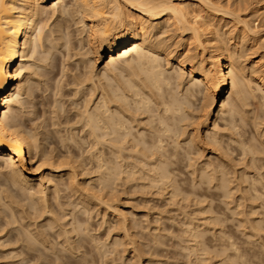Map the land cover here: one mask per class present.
<instances>
[{
    "label": "bare ground",
    "instance_id": "6f19581e",
    "mask_svg": "<svg viewBox=\"0 0 264 264\" xmlns=\"http://www.w3.org/2000/svg\"><path fill=\"white\" fill-rule=\"evenodd\" d=\"M58 73L52 127L60 143L86 146L94 173L73 158L51 163L23 124L30 82ZM27 155L30 165L51 163L46 183ZM1 164L0 214L17 212L16 224L36 213L38 238L27 243L44 264H96L87 252L66 262L44 236L59 230L60 252L76 258L82 217L98 204L113 210V200L129 210L194 208L203 224L185 219L183 252L201 264L207 233L225 224L218 205L229 211V264H264V0H0ZM53 178L76 195L62 217L48 197ZM15 190L30 192L26 208ZM124 210L104 216L122 234L109 227L112 242L96 249L133 245L142 264L139 223Z\"/></svg>",
    "mask_w": 264,
    "mask_h": 264
},
{
    "label": "rangeland",
    "instance_id": "374dc122",
    "mask_svg": "<svg viewBox=\"0 0 264 264\" xmlns=\"http://www.w3.org/2000/svg\"><path fill=\"white\" fill-rule=\"evenodd\" d=\"M105 59L100 64L101 68L105 66ZM53 80L49 81L47 78L32 80L30 84L34 89V97L26 99V105L23 110V124L27 126L28 130H32L33 134L38 135V139L41 141V147L45 154L52 159L51 163L55 162H68L69 158H73L78 161V166H82L83 169L92 170L97 166L96 161H93L87 155L86 146H75L73 144L64 145L59 142V136L55 132V128L52 127L51 120L53 118L52 111L54 107V90L56 85L61 79V73L53 76ZM42 81V82H41ZM41 82V83H39ZM67 93L63 90L62 95ZM64 101L69 102V98H64ZM47 128V129H46ZM48 134L49 139L43 140V135ZM64 134V133H63ZM34 155H36L34 153ZM35 157V156H34ZM34 164L30 165V157L27 155V162L29 163V172L35 174L37 180L46 183L51 174L48 172L51 169V163L42 162L39 156L35 157ZM90 159V160H89ZM4 165H0L3 168ZM89 172V171H87ZM91 178L95 179V184L99 186L97 179L98 174H93ZM68 179L59 181L57 178H53V181L58 185L57 190L55 188L50 189L48 197L50 205L54 214L63 216V212L67 211V203L69 201H75L76 195L71 190L67 189L65 183H68ZM19 192L23 198L22 207L26 208L29 204L30 192L28 190H15ZM111 206H115L117 210H124V212H133L134 219L139 223L136 229L137 235L133 238L137 241V245H141L145 248V255L142 264H201L197 261L196 257L188 256L183 252V248L188 245L187 237L183 233L186 218L195 219L198 225L203 224V217L196 213L194 208L186 209L185 211H173L168 212L164 209L155 210H129L128 208L118 207L113 200L110 203ZM91 215L82 217L83 224L85 226V234L82 235L84 242V248L79 251L76 258H73L70 252H60V247L57 245L63 239L60 237L59 230H48L45 233L44 239L54 243L55 248L58 251L56 255L65 257L67 260L77 263L84 254L87 252L88 258H95L96 264H135L137 262L136 254L134 253L133 245H126L120 248L116 252L107 254L106 256L99 255L96 247L101 244H109L112 239L108 237V228L111 227L114 231L118 230L115 220L111 219L109 225L103 224V218L105 215L112 214L113 210H107L104 205L98 204L97 206H91ZM213 213L220 212V218L225 221L217 225L214 230L207 233L208 235L204 239V248L206 262L204 264H229V211L220 206L213 207ZM30 215L25 216L20 223L11 224L12 217L20 219V215L17 212L11 213L9 210H4L0 214V264L9 263L10 258H15L17 264H44V259L38 251L32 250L28 246V236H35L38 238L39 220L37 221V215L34 211L29 212ZM212 214L211 216H216ZM202 227L201 229H204ZM120 232V229L118 230ZM120 234H122L120 232ZM182 241H185L182 243ZM110 245V244H109ZM38 250L42 251L45 256L54 258L53 254L46 252L43 247H39ZM125 251V252H124ZM47 264V263H46Z\"/></svg>",
    "mask_w": 264,
    "mask_h": 264
}]
</instances>
